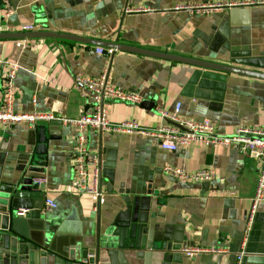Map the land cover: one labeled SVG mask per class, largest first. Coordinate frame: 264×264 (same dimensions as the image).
I'll list each match as a JSON object with an SVG mask.
<instances>
[{
    "label": "crops",
    "instance_id": "0c3cea01",
    "mask_svg": "<svg viewBox=\"0 0 264 264\" xmlns=\"http://www.w3.org/2000/svg\"><path fill=\"white\" fill-rule=\"evenodd\" d=\"M241 1L0 0V33L22 32V25L33 24L31 31L111 41L264 74V4L232 5L208 14L179 8ZM7 7L12 8L9 16ZM96 47L60 38H0V59L20 66L14 79L15 109L67 118L90 113L92 96L76 78H96L106 67L113 86L141 97L139 102L105 98L102 105L111 122L134 119L153 127L165 122L157 106L172 111L180 102L181 115L209 120L219 135H229L238 126L264 128V78L120 50L105 55ZM59 129L60 137L47 141L45 191L1 194L26 245L62 253L81 239L98 264L234 263L255 191L257 157L201 143L168 151L151 137L89 127V154L101 160V192L95 197L74 186L75 130L63 124ZM35 146V130L27 123H0V187L21 184ZM167 165L189 172L214 168L216 174L209 182L182 183L164 173ZM45 198L57 207L46 206ZM19 209L28 211L16 216ZM73 209L77 219L65 226L80 228L81 235L56 233ZM185 245L223 246L229 253L187 257L180 252ZM1 264L31 263L18 256ZM241 264H264V199L257 206Z\"/></svg>",
    "mask_w": 264,
    "mask_h": 264
},
{
    "label": "built area",
    "instance_id": "2783aa9c",
    "mask_svg": "<svg viewBox=\"0 0 264 264\" xmlns=\"http://www.w3.org/2000/svg\"><path fill=\"white\" fill-rule=\"evenodd\" d=\"M264 0H244L241 2H203L181 5L179 8L188 10L191 14H208L217 9L232 5H263ZM12 13V8L7 7L5 16ZM34 29L33 24L21 26L22 32H30ZM101 54L110 55L112 49L96 47ZM0 68L4 73L0 76V123L3 125H14L25 122L32 129L39 122H47L58 119L63 125L70 126L75 130L74 136V186L79 192H85L95 197L101 192V160L99 157L90 156L87 146V129L89 127L101 131L117 133H137L143 137H151L157 140L162 149L175 151L191 143L208 144L212 147L227 146L241 154H252L259 160L255 191L251 198L250 206L246 212L245 224L239 242V249L234 254V263L241 264L245 254V248L252 224L255 218L258 204L264 199V128L238 126L229 135L216 133L213 124L209 120H192L180 114V102H176L172 111L160 106L155 108L156 112L165 121L153 127L141 126L136 120H123L111 122L106 114L102 102L105 98L112 97L127 102H139L138 94L116 88L109 82L107 68L96 78L77 77L76 82L88 91L92 96V111L81 113L77 118L56 116L53 113L24 112L14 107V79L20 66L16 62H6L0 59ZM1 70V69H0ZM168 176L182 182H209L215 177L214 168L200 169L189 172L185 167L167 165L163 168ZM35 190L44 192L45 177L35 178ZM45 205L56 208L53 199L45 198ZM28 210L19 209L15 211L16 216H24ZM184 256L190 257L199 253H210L215 257L224 256L229 253L223 246L205 248L199 246L185 245L180 248Z\"/></svg>",
    "mask_w": 264,
    "mask_h": 264
},
{
    "label": "water",
    "instance_id": "95a60500",
    "mask_svg": "<svg viewBox=\"0 0 264 264\" xmlns=\"http://www.w3.org/2000/svg\"><path fill=\"white\" fill-rule=\"evenodd\" d=\"M60 38L68 39L76 42L94 44L103 48L112 49V53L116 50L126 51L146 56L161 58L169 61L190 64L202 68L215 69L225 72H232L243 74L258 78H264V74L253 72L250 70L233 67L226 64L210 62L198 58L180 56L165 52H158L154 50L143 49L126 44L91 39L82 36H76L66 33H58L52 31H30V32H14V33H0V38ZM148 100H142L147 103ZM62 123L58 119H52L45 123H38L35 125L34 130L36 134V146L31 160H28V166L22 172L21 184L18 181L15 185L0 187V264L5 260H10V263L16 260L18 256H26L31 264H98L97 257L89 254L84 247L81 239L74 241L68 247L63 249L64 252H56L54 250H46L41 244H25L24 239L17 235L12 218L11 205L6 201L7 197L1 194H15L16 192L33 191L35 190V178L44 177V157L47 152V141L49 139H57L61 135ZM77 219V214L73 209L62 224L56 229V233L81 235L80 228H67V222L71 219ZM107 241V239H104ZM103 241V240H102ZM82 242V244L80 243ZM101 240L99 235L95 239V251L99 249ZM80 243V244H79Z\"/></svg>",
    "mask_w": 264,
    "mask_h": 264
},
{
    "label": "bare ground",
    "instance_id": "6f19581e",
    "mask_svg": "<svg viewBox=\"0 0 264 264\" xmlns=\"http://www.w3.org/2000/svg\"><path fill=\"white\" fill-rule=\"evenodd\" d=\"M35 127V126H34Z\"/></svg>",
    "mask_w": 264,
    "mask_h": 264
}]
</instances>
